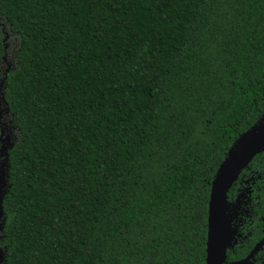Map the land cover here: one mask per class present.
I'll use <instances>...</instances> for the list:
<instances>
[{
    "label": "trees",
    "instance_id": "trees-1",
    "mask_svg": "<svg viewBox=\"0 0 264 264\" xmlns=\"http://www.w3.org/2000/svg\"><path fill=\"white\" fill-rule=\"evenodd\" d=\"M1 112L6 264H207L264 118V0H0Z\"/></svg>",
    "mask_w": 264,
    "mask_h": 264
},
{
    "label": "water",
    "instance_id": "water-1",
    "mask_svg": "<svg viewBox=\"0 0 264 264\" xmlns=\"http://www.w3.org/2000/svg\"><path fill=\"white\" fill-rule=\"evenodd\" d=\"M6 111L8 112L9 109H6ZM1 118L2 112L0 113L1 142L3 143L0 149V228L5 220L4 201L10 188L9 150L12 149L10 138H3L8 127L1 122ZM263 152L264 118L251 132L238 139L228 157L218 169L212 183L208 218L207 264L226 263L228 248L232 241L228 195L241 174ZM1 242L2 236L0 235V264H6L7 251L1 247Z\"/></svg>",
    "mask_w": 264,
    "mask_h": 264
},
{
    "label": "flooded vegetation",
    "instance_id": "flooded-vegetation-1",
    "mask_svg": "<svg viewBox=\"0 0 264 264\" xmlns=\"http://www.w3.org/2000/svg\"><path fill=\"white\" fill-rule=\"evenodd\" d=\"M256 176L249 166L234 184L235 197H228L232 241L225 264H264V186Z\"/></svg>",
    "mask_w": 264,
    "mask_h": 264
}]
</instances>
